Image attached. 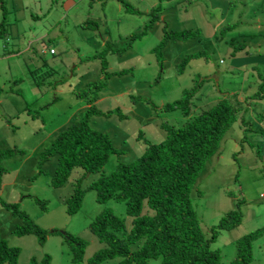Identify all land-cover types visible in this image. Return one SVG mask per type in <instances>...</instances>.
<instances>
[{
    "label": "rangeland",
    "instance_id": "rangeland-1",
    "mask_svg": "<svg viewBox=\"0 0 264 264\" xmlns=\"http://www.w3.org/2000/svg\"><path fill=\"white\" fill-rule=\"evenodd\" d=\"M123 1L141 14L128 12L120 0H6L7 37H0V152H16L1 163L7 172L0 198L19 203L44 231L61 234L49 236L43 245L35 235L17 237L12 231L23 220L0 202V237L21 249L18 264L41 262L45 256H50L51 264H88L104 249L89 229L96 216L110 208L129 224L125 203H99L94 190L86 192L78 212L68 213L66 201L80 169L66 185L54 188L53 158L42 167L45 172L34 178L45 149L87 113L88 101L96 94L88 86L100 82L106 73L128 71L111 76L95 103L103 112L120 110L129 116L91 121L121 151L105 166V173L143 153L146 145L138 137L163 141L166 133L160 124L180 127L188 120L180 109H163L184 98L186 91L201 86L191 99V118L227 98L233 109H240L239 120L198 179L200 193L193 191V203L208 233L241 201L242 224L221 232L213 247H220L223 264H232L237 240L261 230L253 264H264V156L263 161L257 156V150L264 148V0ZM158 6H162L161 20L145 32ZM3 13L0 8V23ZM87 21L97 22L99 31L83 28ZM165 26L169 33L199 31L200 35L171 39L159 47L166 38ZM228 27L234 29L223 31ZM140 34V38L132 37ZM106 45L121 52L106 53L108 67L103 75V60L97 55ZM199 53L202 56L190 61L181 74L182 59ZM98 176L87 174L85 183ZM37 199L47 202V209ZM62 233L78 238L76 244L87 243L82 263L73 261L75 253Z\"/></svg>",
    "mask_w": 264,
    "mask_h": 264
},
{
    "label": "trees",
    "instance_id": "trees-1",
    "mask_svg": "<svg viewBox=\"0 0 264 264\" xmlns=\"http://www.w3.org/2000/svg\"><path fill=\"white\" fill-rule=\"evenodd\" d=\"M120 1L128 12L141 14L128 3ZM5 2L6 0H0V8L4 11V18L0 23L2 38L7 37L8 29ZM161 9L162 6H158L150 14L151 19L144 28L145 32L150 31L161 20ZM82 27L95 31H99L100 28L95 21H87ZM233 29L228 27L223 31ZM165 32L166 38L159 47H163L171 39L186 40L200 35L199 31L169 33L166 26ZM132 37L137 39L141 34ZM106 46L108 48L97 55L103 60V75L108 67L106 53L121 52L112 50L111 45ZM50 53L55 54V51L51 50ZM201 56L202 53L184 57L178 65L179 72L184 73L190 61ZM262 65L264 66V62ZM127 72L106 73L100 82L88 86L95 89L96 94L88 101L87 113L82 119L61 131L45 149L39 159L41 170L34 178L45 172L42 167L53 158H56L51 179L54 188L63 187L70 181L75 171L82 170L81 176L72 182L73 190L66 201L69 214L79 211L89 190L96 192L99 203L104 204L112 200L125 203L127 217L131 219L129 224L127 220L118 217L112 209L106 208L89 225L90 231L104 245V249L91 257L88 264H103L117 258L121 260L119 264H223L221 249L213 247V244L221 232L230 231L242 224L241 201L237 203V209L230 211L218 225L205 233L192 195L195 189L199 192L196 188L197 181L207 163L220 151L228 131L238 122L240 109L235 107L233 109L229 100L224 98L210 109L191 118V99L201 86L186 91L184 98L163 109L167 112L180 109L188 120L180 127L169 126L167 123L160 124V128L166 133L163 141L151 142L138 137V140L146 145L143 153L134 161L119 162L111 173L106 174L105 166L113 156H121V151L114 147L112 137L93 128L91 121L95 117L111 118L116 114L125 120L129 117L120 110L103 112L95 104L100 101V92L107 87L110 77L125 75ZM261 87L264 90V82ZM81 94L85 96L88 92L84 91ZM150 121L145 126L149 125ZM15 152L13 150L0 152V189L4 182L3 176L7 172L1 163L4 159L12 157ZM257 156L263 161L264 148L257 150ZM87 174L99 176L85 183ZM0 202L15 218L23 220V225L17 224L12 231L17 237L35 235L43 245L49 236L61 234L58 230L44 231L33 222L29 214L21 210L19 203H9L2 199ZM37 203L43 210L47 209V202L37 199ZM62 235L75 253L73 261L82 263L87 243L76 244L79 242L78 238L69 233ZM262 236V231L258 230L239 238L236 242L237 255L232 264H253L254 244ZM20 254V248L11 247L7 239L0 237V264H18ZM51 262L50 256H45L41 262L34 259L31 264Z\"/></svg>",
    "mask_w": 264,
    "mask_h": 264
},
{
    "label": "crops",
    "instance_id": "crops-1",
    "mask_svg": "<svg viewBox=\"0 0 264 264\" xmlns=\"http://www.w3.org/2000/svg\"><path fill=\"white\" fill-rule=\"evenodd\" d=\"M249 64H253L252 62H250Z\"/></svg>",
    "mask_w": 264,
    "mask_h": 264
}]
</instances>
